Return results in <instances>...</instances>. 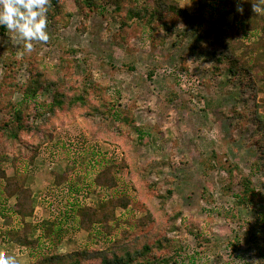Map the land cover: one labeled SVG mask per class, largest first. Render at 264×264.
Listing matches in <instances>:
<instances>
[{
  "label": "rangeland",
  "instance_id": "1",
  "mask_svg": "<svg viewBox=\"0 0 264 264\" xmlns=\"http://www.w3.org/2000/svg\"><path fill=\"white\" fill-rule=\"evenodd\" d=\"M195 1L176 2L193 14ZM142 2L61 0L55 17L27 24L9 22V15L0 12V27L8 24L5 34L0 28V81L11 71L9 62L19 65L16 90H6L11 101L21 100L18 88L31 78V70L47 71L57 81V88L50 86L40 94L38 101L45 108L36 110L39 117L27 119L33 127L51 120L54 140L29 169L25 165L30 154L10 147L0 161L9 176L16 172L11 162L17 161V170L28 176L27 185L41 186L35 189L37 218L30 219L38 228L59 222L61 194L66 191L59 187L70 186L74 202L80 194L96 207L111 197L129 199L128 209L110 210L114 218L109 234L126 230L130 243L157 234L181 248L180 264H264V148L255 122L257 104L264 115V83L254 76L242 86L219 63L220 49L213 38L199 35L175 12L152 18L158 31L147 19L128 18V9ZM254 11L257 17V4ZM223 12L216 8L213 17L229 29L231 21ZM242 33L239 29L236 37ZM250 55L252 61H264V53ZM75 84L80 92L89 88V104L51 117L47 107L56 89L68 93V86ZM253 88H261L256 98ZM100 132L105 135H94ZM99 164L122 165L116 188L101 190L100 196L87 184ZM55 174H70L69 185L56 186ZM244 179L261 195L248 206L235 198ZM53 190L59 194L56 208L46 201ZM1 216L5 231L15 225L2 206ZM63 229L42 247L5 242L2 232L1 263L31 264L36 256L108 246L109 236L101 226L95 238L79 230L77 218L66 220ZM38 233L34 230L30 237L36 239Z\"/></svg>",
  "mask_w": 264,
  "mask_h": 264
},
{
  "label": "trees",
  "instance_id": "2",
  "mask_svg": "<svg viewBox=\"0 0 264 264\" xmlns=\"http://www.w3.org/2000/svg\"><path fill=\"white\" fill-rule=\"evenodd\" d=\"M60 1L0 0V12L9 15V22L27 24L35 21L36 23L41 17L48 19L52 16L55 17L58 13ZM82 1L88 3L93 0ZM110 1L113 4L118 3V0ZM254 1L264 3V0H219V3L224 6L222 10L225 17L231 16L233 19L229 29L220 26L213 17V11L217 8L214 5L218 0H197L196 10L193 14L183 10L176 0H143L142 6L135 5V7L128 9L127 15L128 18L140 21L147 19L146 23L151 25V29L158 31L159 29L153 25L152 18L166 12H175L184 23L194 25L199 35L213 38V43L220 49L219 63L226 65L225 70L227 73L239 79L242 86H246L248 84L247 80L254 76L257 77V82L264 83V61L261 58L252 61L250 57V53L254 54L259 51L264 53V13L257 17L254 16L251 7ZM117 8L120 10V5ZM7 26L8 24L5 23L0 27L2 34L7 32ZM239 29H243L245 37H236ZM246 38L248 41L251 40L249 38L255 40L246 42ZM240 50L241 53L238 55L237 52ZM18 66V62L15 60L9 62L8 67L11 71L7 74L6 81H0V158H2V155L5 157L8 147L12 150L15 149L19 154H22V152L26 155L30 154L27 156L25 165V168L29 169L38 159L44 146H49V143L54 140L55 125L52 124L51 120H47L45 123L33 127L27 124V119L34 120L39 117L40 113L36 110L45 108V106L38 101V98L50 86L57 88V81L50 79L47 76V71L31 70V78L24 86L18 88L22 93L21 100L14 103L11 101V94H6V90L7 88L10 91L12 90L11 92L16 90L15 75L19 71ZM224 66L219 68L221 72H225ZM55 77L60 79V75L55 74ZM8 78L11 79L9 83ZM63 82H65V79ZM251 84L249 86L253 87L252 82ZM69 86L68 93L55 88L53 100L48 103L50 104L49 108L47 107L51 117H55L56 112L65 110L73 112L78 106L85 107L89 104L86 97L89 94L88 87L84 86L85 88L83 87L82 92H80L78 85ZM253 89L254 92L257 91V94L261 91V88ZM256 96V92L253 93V97L256 98ZM2 106L4 107L3 110L1 109ZM258 108L257 104L255 122L262 132L259 145L264 148L262 146V141H264V115L258 111ZM99 134L105 135V132L94 133L95 136ZM25 136L29 140L24 139ZM112 138L117 139L118 137L116 138V135H113ZM107 142L116 143L115 141ZM22 145H30L31 149L24 150ZM17 165V161L11 162V166L16 172L9 176L5 163L0 161V201L4 203L8 214L17 223L16 228L9 230L6 234L9 242L16 244L22 242L28 246L37 244L42 247L44 244L51 242L48 238L55 236L59 231L64 232L63 224L66 220L73 218H77L79 230L87 232L90 237H96V228L99 226L109 236V243L105 248L96 249L87 246L65 256L58 254L36 256L33 257L31 264H180L181 248L168 239L158 237L157 234L138 238L131 243L127 240L129 232L126 230L121 235H110L111 219L114 218L111 212L118 207L128 209L131 204L129 199L121 201V198L114 199L115 197H111L106 201L102 200L96 207L87 203L74 202L71 196L65 209H61L59 222L56 219L51 221L47 227L43 226V228H38V225L34 222H26L27 218L36 220L37 209L33 199V191L27 186L28 176L25 172L18 171L19 166L17 167ZM121 167L122 165L119 164H99L97 169H93L87 179V184L92 192H97L96 194L100 196L104 193L101 190L115 189L118 185L117 177ZM69 175L55 174L56 186L68 184L71 181ZM243 185V189L239 194H236L235 198L239 205L248 206L252 203L253 198H258L261 195L255 191L249 179H244ZM69 188L71 187L69 186ZM71 195L73 194L71 193ZM13 198L16 200L15 205L6 208L8 207V201ZM34 230H39L36 239L30 237ZM0 264H2L1 261Z\"/></svg>",
  "mask_w": 264,
  "mask_h": 264
},
{
  "label": "crops",
  "instance_id": "3",
  "mask_svg": "<svg viewBox=\"0 0 264 264\" xmlns=\"http://www.w3.org/2000/svg\"><path fill=\"white\" fill-rule=\"evenodd\" d=\"M176 1H178V2H180V0H176ZM196 2V4H197V0L195 1ZM196 4H195V7H196ZM257 4V16H260V15H262L263 13H264V11H263V9H264V3L262 2V1H254L253 3H252V13L253 14H255L256 12L254 11V6ZM215 7H217V8H224V6L222 5V4H220L219 3V0H218V2L217 3H215V5H214ZM180 7H182V6H180ZM226 18V20L228 21L229 20V22H230V25H231V23H232V17L231 16H227V17H225ZM241 31H243V29H241ZM240 36H242V38L243 37H245L244 36V32L242 33V35H240ZM239 36V37H240ZM261 54V51H259L258 53H257V55H260ZM31 180V179H30ZM27 183H28V178H27ZM28 187H30V189H32V191H33V199H35V195L37 194V192H36V190H38L39 188L41 189V186H39L38 188H35V187H33L32 186V184H31V182H30V185H27ZM36 189V190H35ZM15 202H16V200H15V198H13V199H10L9 201H8V203L7 204H13L12 205V207L15 205ZM0 206H2V207H4V203H2L1 201H0ZM5 208V207H4ZM9 208H11V207H9ZM30 219L31 218H27L26 219V222H31L30 221ZM0 224H1V231H0V234L3 232L4 233V235L2 236V237H4L5 238V242H8V243H12V244H16V243H13V242H9L8 240H7V232L9 231V230H11V229H13V228H16V225H17V223H16V221H14L13 220V223L15 224L13 227H11L9 230H7V231H5L6 230V226L4 225V219H3V216H1L0 217ZM3 224V225H2ZM4 230V231H3ZM0 242H2V241H0ZM3 245V244H2ZM2 245H1V243H0V254H1V251L3 250L2 249Z\"/></svg>",
  "mask_w": 264,
  "mask_h": 264
},
{
  "label": "built area",
  "instance_id": "4",
  "mask_svg": "<svg viewBox=\"0 0 264 264\" xmlns=\"http://www.w3.org/2000/svg\"><path fill=\"white\" fill-rule=\"evenodd\" d=\"M59 188H62L64 190L66 189V191L62 192L61 199H60L61 200V203H62V205H60V206H62V210H63V209H65L69 198L71 196L73 197V195H71L69 187H59ZM57 194H58V191L53 190V193L52 194L46 196V201L48 202L47 203V206H49L51 204L53 208L54 207L55 208L57 207V205H55L56 202H57V197L59 195V194L58 195ZM77 196L75 195L76 201L81 202V203H87L88 205H91L90 203L87 202V200L84 199V196L83 195H80L79 194V197H77ZM63 201H65V202L63 203Z\"/></svg>",
  "mask_w": 264,
  "mask_h": 264
}]
</instances>
